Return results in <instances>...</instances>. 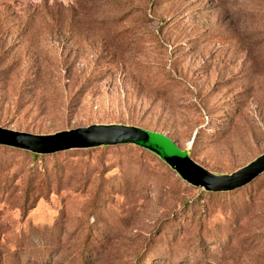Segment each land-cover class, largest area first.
<instances>
[{
  "label": "rangeland",
  "instance_id": "374dc122",
  "mask_svg": "<svg viewBox=\"0 0 264 264\" xmlns=\"http://www.w3.org/2000/svg\"><path fill=\"white\" fill-rule=\"evenodd\" d=\"M110 123L220 177L264 154V0H0V126ZM0 264H264V171L208 192L130 143L0 145Z\"/></svg>",
  "mask_w": 264,
  "mask_h": 264
},
{
  "label": "water",
  "instance_id": "95a60500",
  "mask_svg": "<svg viewBox=\"0 0 264 264\" xmlns=\"http://www.w3.org/2000/svg\"><path fill=\"white\" fill-rule=\"evenodd\" d=\"M124 143H132L149 149L188 182L209 191L237 189L264 171V154H262L229 175L216 176L195 162L167 135L134 125L91 124L52 134H35L0 126V145L40 154Z\"/></svg>",
  "mask_w": 264,
  "mask_h": 264
},
{
  "label": "trees",
  "instance_id": "16d2710c",
  "mask_svg": "<svg viewBox=\"0 0 264 264\" xmlns=\"http://www.w3.org/2000/svg\"><path fill=\"white\" fill-rule=\"evenodd\" d=\"M111 124V123H110ZM112 124H122V123H112ZM129 125H131V124H129ZM171 139V138H170ZM174 141V140H173ZM175 142V141H174ZM124 144H126V143H124ZM127 144H129V143H127ZM130 144H132V143H130ZM117 145V144H116ZM134 145H136V144H134ZM6 146V145H5ZM99 146H107V145H99ZM136 146H138V147H140V148H142V149H144V150H147V151H149V152H151V153H153L152 151H150L149 149H147V148H145V147H143V146H140V145H136ZM11 147V146H10ZM95 147H98V146H95ZM13 148H15V147H13ZM87 148H90V147H87ZM17 149H19V148H17ZM23 150V149H22ZM26 151H28V150H26ZM28 152H30L32 155H33V157H35V158H37L39 155H42V154H40V153H35V152H31V151H28ZM153 154H155V153H153ZM188 154V153H187ZM156 155V154H155ZM189 155V154H188ZM159 159H161V157H159L158 155H156ZM190 156V155H189ZM191 157V156H190ZM192 158V157H191ZM171 170H173V171H175L176 172V174L180 177V178H182L184 181H186V182H188L186 179H184L174 168H172L169 164H167L163 159H161ZM189 184H191L190 182H188ZM193 185V184H192ZM195 186V185H194ZM197 187H199V186H197ZM201 188V187H200ZM205 191H208V192H214V191H209V190H206V189H204ZM230 191V190H229ZM217 192V191H216ZM220 192V191H219Z\"/></svg>",
  "mask_w": 264,
  "mask_h": 264
}]
</instances>
